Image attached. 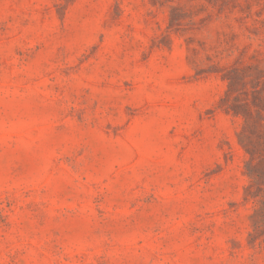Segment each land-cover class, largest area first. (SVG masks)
I'll return each instance as SVG.
<instances>
[{
    "label": "rangeland",
    "instance_id": "obj_1",
    "mask_svg": "<svg viewBox=\"0 0 264 264\" xmlns=\"http://www.w3.org/2000/svg\"><path fill=\"white\" fill-rule=\"evenodd\" d=\"M0 264H264V0H0Z\"/></svg>",
    "mask_w": 264,
    "mask_h": 264
},
{
    "label": "trees",
    "instance_id": "obj_2",
    "mask_svg": "<svg viewBox=\"0 0 264 264\" xmlns=\"http://www.w3.org/2000/svg\"><path fill=\"white\" fill-rule=\"evenodd\" d=\"M245 149H246V152L249 154V156H250V159L247 161V165H248V167H249V165H251V160H252V158H253V156H254V149L253 148H247V147H245Z\"/></svg>",
    "mask_w": 264,
    "mask_h": 264
}]
</instances>
